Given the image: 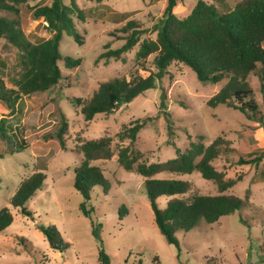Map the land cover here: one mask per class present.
<instances>
[{"label": "rangeland", "instance_id": "374dc122", "mask_svg": "<svg viewBox=\"0 0 264 264\" xmlns=\"http://www.w3.org/2000/svg\"><path fill=\"white\" fill-rule=\"evenodd\" d=\"M11 6L0 10V23L6 21L20 30L25 38L38 43L49 38L42 21L31 19L29 7L52 0H4ZM220 10H232L240 0H204ZM67 4L69 1H65ZM85 13L84 21L75 20L77 31L83 37L78 44L72 37L63 36L60 43L62 57L80 59L75 68L59 62L62 79L50 90L24 97L10 119L18 126L29 147L19 153L0 158V210L10 208L13 223L0 233V264H101L99 248L108 254L110 264H264V158L258 165L230 166L224 157L213 165L225 173L226 178L241 180L225 191L244 198L250 190L249 200L234 214L222 217L214 224L204 220L190 231L176 233L178 246L169 244L159 231L147 198L145 178L135 171H126L118 163V149L127 146L116 134L123 126L136 119L151 118L142 129L134 145L141 153L142 162H165L189 148L190 142L203 136L205 145L223 137L243 153L264 155V116L255 121L240 111L226 106L211 108L209 99L225 85L200 82L187 66L173 63L168 74L132 102L117 107L110 114H98L86 122L75 99H89L105 81L143 73L138 66V46L124 55L125 60L98 57L105 45L118 48L123 41L115 40L111 33L122 36L119 30L128 20L139 21L145 31L143 39H155L153 24L162 17L167 0H75ZM198 0H183L174 9L179 18L187 17ZM20 52L5 36H0V78L12 87L19 77ZM154 56L147 60L146 68L153 69ZM248 82L255 99L264 109L262 84L258 76L250 74ZM165 104H161V96ZM9 110L0 103V117ZM67 120V133L63 149L56 137L62 116ZM112 138L113 155L108 160H94L91 165L103 170L109 182L105 192L94 188L87 207L90 217L84 216L81 204L84 198L75 188V169L83 155L76 152L85 141ZM2 144H0L1 149ZM35 170L46 174L45 185L28 200L24 208H13L11 198L20 182ZM258 173V174H256ZM159 179H180L193 185V192L216 195L215 183L205 180L198 172L191 174L161 173ZM256 180V181H255ZM189 194L185 195L188 196ZM169 198L160 197L164 208ZM54 225L69 244L65 250L50 246L40 227ZM98 228L101 241L93 234Z\"/></svg>", "mask_w": 264, "mask_h": 264}, {"label": "trees", "instance_id": "16d2710c", "mask_svg": "<svg viewBox=\"0 0 264 264\" xmlns=\"http://www.w3.org/2000/svg\"><path fill=\"white\" fill-rule=\"evenodd\" d=\"M65 1H69L67 4ZM102 1V0H98ZM183 0H167L162 17L153 24L155 39L145 38V31L139 21L128 20L129 14H122L126 23L119 30L122 36L111 33L115 40L123 41L118 48H110V42L104 47L98 60L110 59L124 61V55L138 46L136 59L143 73L130 79L117 77L101 83L89 99H75L80 106V113L86 122L98 114H110L117 107L132 102L148 89L156 87V83L168 74L173 63L189 67L202 83L217 84L226 80L225 85L212 96L207 105L211 108L226 106L243 113L248 119L261 121L264 116L254 91L248 82V76L255 74L261 81L264 102V0H240L228 11L220 10L216 5L198 0L190 14L179 18L174 9ZM12 8L0 0V10ZM31 19L42 21L49 32V38L32 43L12 24L1 21L0 36L5 38L20 52L19 77L8 87L0 78V103L8 110L7 116L0 117V158L19 153L29 147L21 129L13 125L10 119L15 115L17 104L26 96L43 93L56 86L62 79L59 62L64 60L67 68L80 65V59L62 57L60 43L64 35L72 37L78 44H83V37L76 29L75 18L84 21L85 13L75 0H52L29 7ZM154 56L153 69L146 68L149 57ZM162 106L165 96H161ZM151 118L136 119L123 126L116 134L121 141L129 144L118 149V163L126 171H135L145 178L144 185L147 198L154 214L155 223L169 244L178 246L176 233L190 231L201 220L214 224L222 217L234 214L249 200L248 189L244 198L226 194L225 191L235 186L240 177L228 179L219 171L213 162L224 157L230 166H258L264 155L259 153H243L232 147L226 139L218 137L209 145H205L204 137L198 136L190 142L189 148L181 152L176 150V157L165 162H142L141 153L134 149L139 132L144 129ZM68 125L62 116L57 139L63 149L66 148L64 136ZM76 152L83 155L80 166L75 169V188L81 193L84 202L81 210L86 217L93 212L87 204L91 200L94 188L101 187L105 192L109 182L103 170L91 165L94 160H108L112 157V138L104 137L85 141L77 147ZM198 172L205 180L216 184L218 194L201 195L193 192V185L186 180L159 179L161 173L191 174ZM258 174V173H256ZM264 180V172H262ZM46 174L43 170H35L24 178L10 205L23 208L24 215H30L24 206L36 192L45 185ZM256 181V180H255ZM189 194L188 196H185ZM160 197L169 200L164 208L158 203ZM14 217L10 208L0 210V233L13 223ZM48 239L50 246L57 250H65L68 245L57 227L49 225L40 227ZM93 234L101 241L98 228ZM101 264H110L104 248H99Z\"/></svg>", "mask_w": 264, "mask_h": 264}]
</instances>
